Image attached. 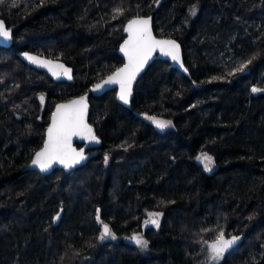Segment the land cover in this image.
Returning a JSON list of instances; mask_svg holds the SVG:
<instances>
[{
  "label": "trees",
  "instance_id": "trees-1",
  "mask_svg": "<svg viewBox=\"0 0 264 264\" xmlns=\"http://www.w3.org/2000/svg\"><path fill=\"white\" fill-rule=\"evenodd\" d=\"M136 16L180 42L187 73L155 60L129 106L115 90L93 97L124 63ZM0 18L14 33L0 47V264H264V0H3ZM24 51L63 60L72 82L31 68ZM76 96L90 102L93 158L72 173L28 170L56 104ZM151 212L159 227L143 231ZM220 232L238 239L217 262Z\"/></svg>",
  "mask_w": 264,
  "mask_h": 264
},
{
  "label": "snow or ice",
  "instance_id": "snow-or-ice-1",
  "mask_svg": "<svg viewBox=\"0 0 264 264\" xmlns=\"http://www.w3.org/2000/svg\"><path fill=\"white\" fill-rule=\"evenodd\" d=\"M0 3H3V0H0ZM126 30L129 33V38L122 46L121 51L128 57V63L104 80L103 84H119V99L128 103L132 81L155 49L159 48L164 55L170 56L177 62L180 61V55L179 45L174 40H157L153 37L150 18L133 19L128 23ZM0 37L11 39V33L6 29L3 21H0ZM27 58L34 63H39L41 66L49 67L50 70L52 68L63 69V74L71 79V70L64 68L61 64L53 65L51 61H42L34 56H28ZM246 66L247 64L241 65L239 70L242 71ZM53 75L58 76L60 73L53 71ZM103 84L95 85V89L101 88ZM252 91L255 92L257 89L253 88ZM41 100H43V97H41ZM86 110L85 97L57 107L52 117V126L48 129L47 142L44 144L43 149L35 154L32 161L34 165H37L41 170H47L54 162H59L70 168L85 158L82 152H76L71 148V139L73 136H86L89 139L96 140V137L92 134V129L85 123ZM152 119L159 128L167 126L168 122ZM198 159L204 163L207 170H211L210 166L213 163L211 156L203 153ZM161 215L162 213L151 212L148 214L149 219L145 223H151L159 227V217ZM106 235H110V231L105 224L100 239H104ZM113 238L115 237L113 236ZM132 239L142 248H146L148 245V242L141 236H134ZM237 239L238 237L225 239L224 233L220 232L216 237V241L211 245V259L218 262Z\"/></svg>",
  "mask_w": 264,
  "mask_h": 264
},
{
  "label": "water",
  "instance_id": "water-1",
  "mask_svg": "<svg viewBox=\"0 0 264 264\" xmlns=\"http://www.w3.org/2000/svg\"><path fill=\"white\" fill-rule=\"evenodd\" d=\"M147 18H150V28H151V31H152V35H153V37L155 39H157V40H174L179 45L180 61L179 62L174 61L170 56L164 55L160 51L159 48L155 49L152 52L151 56L144 63V66L142 67V69L136 74L135 79L132 81V84H131V95L128 98V103H125L124 101H122V100L119 99V96H120V86H119V84H103V81L106 80L109 76L113 75L114 72H116L118 69H121V68L125 67V65H127V63H128V57L124 54L123 51H121L122 46L125 44V42L129 38V33L126 30L127 29V26H128V23L131 20H133V19H147ZM0 21H3L6 29L9 30L10 33H11V39H4V38L0 37V47H2V48H10L14 44V33H13V30L8 27V25H7V23L5 22L4 19L0 18ZM124 34H125V39L121 43L120 48H119V53H120V56L122 57V59L124 60V63L119 68H117L113 73L109 74L104 79L98 81L97 83H95L92 86L90 92H91V95L93 97H96V98L102 97L105 94H107L108 92L115 90L116 91L117 101L120 104L129 106L130 103H131V101H132V99H133L134 88H135L137 82L145 74V72L148 70V68L152 65V63L155 60H159L160 59V60L167 61L175 69L187 73V68H186V65H185V62H184V53H183V47H182V45L175 38H171V37H159V36H157L156 33H155V30H154V21H153V17L152 16H136V17L131 18L126 23V25H125ZM19 56H20L21 60L24 61L28 66H30L31 68H33V69H35L37 71L46 73L56 83H70V82H72V80L74 78V69H73V67H71L70 65H68L63 60L49 58V57L43 56L41 54H38V53H35V52H32V51H24V52H21L19 54ZM28 56L37 57L39 60H42V61H51L53 65H55V64H61V65H63L64 68H67V69H70L71 70V72H70L71 79H69L68 76H66V75L63 74V69L52 68L50 70L49 67L41 66L39 63H34V62L30 61L27 58ZM53 71H56V72L60 73V75H58V76L57 75H53ZM97 84H103V86L101 88H99V89H95V85H97ZM81 97H85L86 98V104H87V110H86V114H85V117H84L85 123L92 129V134L96 137V140L89 139L86 136H73L72 139H71V148L74 149L76 152H82L83 153V156L85 158L82 159V160H80L79 163H76L74 166H72L70 168L69 167H65L63 164H61L59 162H54L51 165V167L48 168L47 170H41L37 165H34L32 163V161L35 158V154L37 152L41 151L43 149V147H44V144L47 142V139H48V129L52 126V117H53V114L56 112V109H57V107L59 105L68 104L70 101H72V100H78ZM89 116H90V102H89L87 96H76V97H74V98H72L70 100L62 101V102L57 103L56 106H55V108H54V111H53V113L51 115V119H50L49 126H48V128L46 130V137H45V141L43 143V146L41 147V149H39L34 154V156H33L32 160H31L30 164L27 166V169L28 170H31V171H36V172H38V173H40L42 175L48 176V175L52 174L55 170H58V169H65L68 173H72L74 170H76V169H78L80 167L85 166L93 158V156H94V154L91 151L96 150L99 147V145H100V140L97 137V135H96V133L94 131L93 126L89 122ZM97 141H99V142H97ZM78 145H80V146L78 147ZM62 216H63V210H61L56 215V217L54 218L55 225H58L60 223ZM107 226H108L109 231H110L109 225H107ZM150 226H153V224H151V223H147L146 224L145 223L144 226H143V231H146Z\"/></svg>",
  "mask_w": 264,
  "mask_h": 264
},
{
  "label": "rangeland",
  "instance_id": "rangeland-1",
  "mask_svg": "<svg viewBox=\"0 0 264 264\" xmlns=\"http://www.w3.org/2000/svg\"><path fill=\"white\" fill-rule=\"evenodd\" d=\"M148 122H150V123H152V124H154L156 127H157V125L155 124V122H154V120L152 119V118H154L155 120H159V121H164V122H168L167 123V126L166 127H164V128H159V127H157V129L159 130V131H166V130H168V129H171V128H174V124H173V122L172 121H170V120H166V119H164V118H159V117H156V116H150V115H147V116H145L144 117ZM203 154V153H202ZM201 154V155H202ZM207 154V153H206ZM200 155V156H201ZM207 155H209V156H211L210 154H207ZM199 156V157H200ZM212 157V156H211ZM200 160V159H199ZM212 161H213V163L211 164V166H210V169L211 170H207L208 172H211V171H213L214 169H216V164H215V162H214V159H213V157H212ZM200 162L204 165V163L200 160ZM205 167V166H204ZM56 217V216H55ZM208 255H209V258H211V245L209 246V248H208Z\"/></svg>",
  "mask_w": 264,
  "mask_h": 264
}]
</instances>
